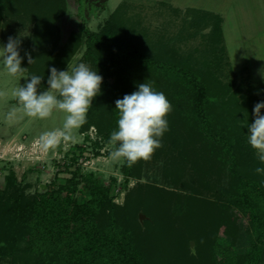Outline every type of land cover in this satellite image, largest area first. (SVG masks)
Instances as JSON below:
<instances>
[{"label": "trees", "instance_id": "trees-1", "mask_svg": "<svg viewBox=\"0 0 264 264\" xmlns=\"http://www.w3.org/2000/svg\"><path fill=\"white\" fill-rule=\"evenodd\" d=\"M1 8L0 3V20ZM123 10L119 7L97 33L80 24L78 33L70 41L72 44L65 48L59 38L55 44H43L38 38L43 25L30 15L27 25H33L36 36L27 48L36 53L31 54L34 62L29 68L22 62L21 66L26 68L24 72L42 76L38 88L44 91L48 87L50 68L66 70L76 51L84 45V59L99 68L105 78L114 79L112 84H102L100 93L111 115L96 123L100 136L107 143L111 133L118 130L119 113L115 101L138 90L140 83L147 82L155 91L163 92L172 105V111L166 116L167 138L175 143L192 145V151L204 150L202 155L208 165L214 166L219 159L220 168L229 166L231 180L220 190L214 189V178L210 184L207 181L205 185L199 184L197 191L214 192L217 197L197 200L187 193L173 196L156 190L148 194L146 189H139L133 195L132 207L119 210L109 189L92 177L84 178L80 187L78 179L57 187L53 182L46 191L29 196L22 183L10 173L0 191V264L9 261L23 264H149L141 250L147 253L152 249L154 253L153 245L159 240L164 244L161 258L174 264L176 261L182 264H262L264 175L255 174V169L261 166L248 146L246 125L254 122L253 108L257 102L264 101V92L256 91L249 75L243 77L233 70L224 41L223 19L219 14L187 10L195 15L190 25L195 26L198 21L208 23L211 29L203 35L202 48L196 51L198 56L191 53L183 57L167 43L159 40H156L157 45L152 43L145 27H139L140 22L136 24L139 30L134 25L126 26ZM139 41L143 46H152L137 49L135 45ZM169 53L172 57L167 56ZM42 54L46 56V67L41 69L38 59ZM56 55L62 59L55 66ZM238 77L239 84H236ZM79 152V155L73 154V161L84 150L79 147ZM242 155L247 160L246 170L237 160ZM212 159L216 162L211 163ZM64 166L66 170L69 167L68 163ZM132 168L125 163L127 178L132 175ZM169 170L171 174L179 172L174 165ZM210 188L213 190L209 191ZM163 192L171 195L173 201L177 200L175 205L171 206L168 198L162 196ZM237 209L244 212L255 229L251 246L242 251L234 248ZM139 210L152 218L146 228L139 225ZM223 228L231 240L222 238ZM191 241L196 242L194 252Z\"/></svg>", "mask_w": 264, "mask_h": 264}, {"label": "rangeland", "instance_id": "rangeland-1", "mask_svg": "<svg viewBox=\"0 0 264 264\" xmlns=\"http://www.w3.org/2000/svg\"><path fill=\"white\" fill-rule=\"evenodd\" d=\"M55 1L0 0L2 4L0 47L7 44L9 37L19 39V53L23 57V65L26 64L28 68L31 64L28 63L25 53H36L35 51L31 53V50L28 49L31 42L35 41L36 36L33 25H27L31 19L30 15L35 17L37 21H41L43 26L38 38L45 45L55 44V40L59 38L61 45L64 48L67 47L72 44L70 41L73 35L78 33L82 26L80 25V18H77V8L73 0H57V4ZM92 1L97 4L94 8L89 7L86 11H81L84 23L82 27L90 32H99L112 14L117 12L119 7H123L122 14L126 26H137L136 24L140 22L139 27L142 25L145 27L152 43L157 45L156 40L167 43V46L174 47L183 57L191 53L197 57L196 51L199 47L202 48L203 35L208 34L211 29L208 27V23H199L198 21L195 22V26L190 25L191 18L194 19L195 15L192 16L187 10L192 8L210 12H219L220 10V12H225L227 7L224 0ZM159 3H166L167 5L162 6ZM246 9L248 15L237 16V22L228 20L224 23L226 49L233 70L243 77L249 75L256 91L264 92V14L258 0L256 4L249 5ZM15 17L20 18L22 22H19ZM136 29L139 30L138 26ZM182 40L186 42L180 43ZM149 46L141 45L140 41L135 45L137 49H147L150 48ZM25 47L28 48L21 52ZM84 52L85 46L83 45L76 51L68 66L75 67L84 63L103 77L102 84H112L114 79L105 78L99 68L84 59ZM148 52H151V49ZM48 55L51 56L50 53ZM50 56L48 58H52ZM56 56L55 66L62 59L61 56ZM167 56L172 57V54L169 53ZM45 60L46 56L43 54L38 59L41 69L46 67ZM199 63H196L198 67L200 66ZM23 76L29 78L31 75L24 72ZM25 78L8 76L3 65L0 64V91L7 93L6 96L0 97V191H3L6 183L5 178L10 173H13L17 181L22 183L21 186L24 187L23 189L29 196L37 191H46L47 186L53 182L56 183L55 186L57 187L58 185H66L70 180L78 179L80 181L78 186L80 187L84 178L92 177L109 189L113 203L117 205L119 210H122L127 206L132 207L133 195L138 193L139 189H146L148 194L156 190L166 191L173 196L187 193L188 196L197 200L202 199V197H217L214 192L197 191L196 186L198 187L199 184H204L206 181L210 184L214 178V189L220 190L231 180L228 176V165L220 168L218 166L220 165L219 159L217 162L212 159L211 163L216 162L214 166L208 165L205 162L206 157L202 155L204 150L197 148L193 152L192 145H183L180 141L175 143L172 141L173 139L167 138L166 133L162 137L163 146L155 150L149 160L138 161L131 170L132 175L127 178L124 174L125 163L110 159L112 146L100 136L96 125L111 115V112L106 110L105 98L103 99V95L100 94L93 99L92 106L87 113L86 123L76 130L78 142L72 144L61 141L55 148L45 151L39 143V137L44 132L61 128L65 114L54 112L50 118L43 120L27 116L17 99L12 96L13 89L26 83ZM239 80L238 77L236 84H239ZM248 146L252 149L250 145ZM79 147L84 152L77 160L73 161V154L75 156L80 154ZM253 152L256 155L255 150ZM237 160L239 165L246 170V157L242 155ZM67 163L69 167L66 170L64 164ZM171 165L177 166L179 172L175 171L171 174L169 170ZM260 166L264 167V164L260 163ZM184 183L186 187H184ZM212 190L213 188L209 189V191ZM166 192H163L162 196L168 198L171 206L175 205L177 200L173 201V197L167 195ZM137 202L138 204L141 203ZM235 213L238 220L236 222L237 238L234 248H240L242 251L243 248L247 249L251 246L255 229L244 212L237 209ZM137 215L139 225L146 228V223L148 224L152 219L151 216L143 210H139ZM140 215H143L144 218L140 219ZM226 233V229L223 228L222 238L231 240V238L226 237ZM159 241L153 245L154 253L151 251L152 249L147 251L148 254L144 249L141 250L147 256L149 264H174L165 261V258H161L163 257L161 251L164 244L159 243ZM195 247L196 242L191 241L192 252L196 249ZM12 263L23 264L17 261ZM12 263L9 261L2 264ZM176 264H182V262L176 261Z\"/></svg>", "mask_w": 264, "mask_h": 264}, {"label": "clouds", "instance_id": "clouds-1", "mask_svg": "<svg viewBox=\"0 0 264 264\" xmlns=\"http://www.w3.org/2000/svg\"><path fill=\"white\" fill-rule=\"evenodd\" d=\"M20 41L8 38L6 45L0 47V64L8 76L25 78L26 68L21 66L23 57L19 53ZM28 63L34 59L25 53ZM26 83L12 91L24 113L33 118L48 119L54 112L64 113L62 127L44 132L39 137L41 147L47 151L55 148L61 141L75 144L78 142L76 130L86 123L87 113L93 99L100 94L103 77L84 63L67 70L50 68L47 89L38 92L42 76L31 75ZM7 93L0 91V97ZM118 110V130L110 135L112 146L110 159L126 163L131 168L140 160H149L155 150L161 148L162 137L169 130L166 116L172 111V105L163 92L155 91L150 83L138 85V90L125 94L115 101ZM264 101L254 105V122L247 124L248 143L261 164H264ZM264 174V167L255 169Z\"/></svg>", "mask_w": 264, "mask_h": 264}, {"label": "crops", "instance_id": "crops-1", "mask_svg": "<svg viewBox=\"0 0 264 264\" xmlns=\"http://www.w3.org/2000/svg\"><path fill=\"white\" fill-rule=\"evenodd\" d=\"M258 1H259L260 7L262 8L263 14H264V0H258ZM256 2L257 0H224L225 5L227 6L225 8V12H220L221 10L219 12L212 11L214 13L219 14L223 19V25H222L223 35H224V23L228 20L237 22L238 21L236 19L237 16L248 15L247 14L248 10L246 9V7L252 4H256ZM224 41H225V37H224ZM225 45H226V42H225ZM226 48H227V45H226Z\"/></svg>", "mask_w": 264, "mask_h": 264}, {"label": "flooded vegetation", "instance_id": "flooded-vegetation-1", "mask_svg": "<svg viewBox=\"0 0 264 264\" xmlns=\"http://www.w3.org/2000/svg\"><path fill=\"white\" fill-rule=\"evenodd\" d=\"M73 2L76 5L77 8V18H80V24L83 23V14H82V10L86 11V9H89V7H95V5H97L96 3H94L92 0H73ZM84 24V23H83Z\"/></svg>", "mask_w": 264, "mask_h": 264}, {"label": "water", "instance_id": "water-1", "mask_svg": "<svg viewBox=\"0 0 264 264\" xmlns=\"http://www.w3.org/2000/svg\"><path fill=\"white\" fill-rule=\"evenodd\" d=\"M144 217H143V215H140V219H143ZM193 244V243H192Z\"/></svg>", "mask_w": 264, "mask_h": 264}]
</instances>
